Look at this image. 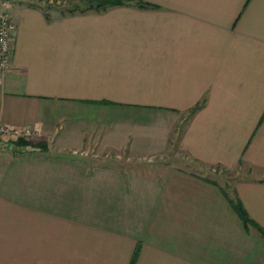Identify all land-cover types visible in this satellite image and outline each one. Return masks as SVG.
Returning a JSON list of instances; mask_svg holds the SVG:
<instances>
[{
	"label": "crops",
	"instance_id": "0c3cea01",
	"mask_svg": "<svg viewBox=\"0 0 264 264\" xmlns=\"http://www.w3.org/2000/svg\"><path fill=\"white\" fill-rule=\"evenodd\" d=\"M121 1L8 0L0 264H264V0Z\"/></svg>",
	"mask_w": 264,
	"mask_h": 264
},
{
	"label": "rangeland",
	"instance_id": "374dc122",
	"mask_svg": "<svg viewBox=\"0 0 264 264\" xmlns=\"http://www.w3.org/2000/svg\"><path fill=\"white\" fill-rule=\"evenodd\" d=\"M44 6L47 8H58L61 12H67L69 9H74L77 6H73L74 2L76 0H40ZM87 2V1H86ZM85 3L83 1L79 2L80 5H84ZM83 7V6H80ZM31 136H24L20 134H6V135H0V149H5L11 147L15 143H21L23 146H27L30 149L37 148L38 143L36 141H33V139L36 137L37 133L30 134ZM12 142V143H11ZM174 152H176V155L178 157L184 158V153L180 150L176 149V145H174ZM184 156V157H183ZM181 158V159H182ZM113 161L111 160V163L115 164L114 161L117 160L115 158ZM188 162V160L186 159ZM117 165V164H116ZM205 172L210 174L212 177H216L218 181L228 180L230 181L234 179H238L242 177L243 175L248 174V168L242 165H238L234 168H224V167H202ZM217 171V172H216ZM219 171V172H218ZM224 183V182H223Z\"/></svg>",
	"mask_w": 264,
	"mask_h": 264
},
{
	"label": "built area",
	"instance_id": "2783aa9c",
	"mask_svg": "<svg viewBox=\"0 0 264 264\" xmlns=\"http://www.w3.org/2000/svg\"><path fill=\"white\" fill-rule=\"evenodd\" d=\"M16 35V24L12 17L8 0H0V73L5 71ZM20 134L31 136L35 132L28 128L11 127L0 122V135Z\"/></svg>",
	"mask_w": 264,
	"mask_h": 264
},
{
	"label": "trees",
	"instance_id": "16d2710c",
	"mask_svg": "<svg viewBox=\"0 0 264 264\" xmlns=\"http://www.w3.org/2000/svg\"><path fill=\"white\" fill-rule=\"evenodd\" d=\"M89 3L88 7L89 8H107L110 6H115V5H119L122 3L121 0H85ZM87 7V8H88ZM76 8H72L69 9L67 12H74L76 11ZM199 103L196 104L194 107L191 108L190 113L194 112L198 107H199ZM227 199L232 207V209L234 210V212L238 215L240 221L242 222L244 228H248L249 226H254L255 229L258 230V232L260 233V235L262 237H264V230L259 227L247 214V212L245 211L244 207L242 206L241 202L239 201V199L232 195H228Z\"/></svg>",
	"mask_w": 264,
	"mask_h": 264
}]
</instances>
